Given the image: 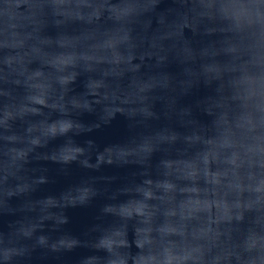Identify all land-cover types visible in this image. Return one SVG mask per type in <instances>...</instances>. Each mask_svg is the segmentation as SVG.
I'll return each instance as SVG.
<instances>
[{
    "label": "water",
    "instance_id": "1",
    "mask_svg": "<svg viewBox=\"0 0 264 264\" xmlns=\"http://www.w3.org/2000/svg\"><path fill=\"white\" fill-rule=\"evenodd\" d=\"M9 3L0 0V242L22 249L23 264H150L142 249L154 235L187 227L264 244V82L248 67L264 63V35L242 48L219 22L185 21L174 0H158L138 29L147 39L109 53L126 33L101 40L112 25L91 0H57L72 34L59 36L34 20V0Z\"/></svg>",
    "mask_w": 264,
    "mask_h": 264
},
{
    "label": "clouds",
    "instance_id": "2",
    "mask_svg": "<svg viewBox=\"0 0 264 264\" xmlns=\"http://www.w3.org/2000/svg\"><path fill=\"white\" fill-rule=\"evenodd\" d=\"M91 3L101 10L98 22L103 20L112 25L111 30L97 31L101 40L110 39L112 32L117 30L126 33L124 41L105 49L109 53L119 51L120 47L134 48L138 42L147 39L146 34L139 35L138 29L159 9L158 0L151 5L148 0H91ZM174 3L177 13L185 21H188L190 12H195L202 20L219 22L242 48L250 37L264 35V0H174ZM4 7H10L9 0H4ZM32 7L34 20L50 22L57 29V36L72 35L63 32L66 21L59 12L57 0H34ZM118 9L125 11L117 14L115 10ZM74 51L82 57L83 46L79 45ZM166 63L165 57L157 56L152 67L163 74ZM248 67L257 82H264V63H250ZM184 71L190 72L191 69L185 68ZM45 242L44 237L38 240L41 244ZM142 251L149 257L150 264H264V244L259 241L247 243L246 232L225 242L197 238L194 229L187 227L181 236L175 238L155 234L151 244ZM24 256V251L12 245L6 237L0 242V264H23Z\"/></svg>",
    "mask_w": 264,
    "mask_h": 264
}]
</instances>
